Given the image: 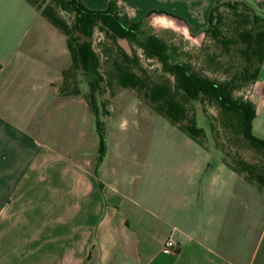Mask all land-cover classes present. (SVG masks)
Listing matches in <instances>:
<instances>
[{
    "label": "crops",
    "instance_id": "0c3cea01",
    "mask_svg": "<svg viewBox=\"0 0 264 264\" xmlns=\"http://www.w3.org/2000/svg\"><path fill=\"white\" fill-rule=\"evenodd\" d=\"M217 1L80 0L175 60L198 51ZM70 66L37 9L0 0V264H264V192L127 91L110 101L97 168L95 115L84 95L61 93ZM247 92L264 140V64Z\"/></svg>",
    "mask_w": 264,
    "mask_h": 264
},
{
    "label": "trees",
    "instance_id": "16d2710c",
    "mask_svg": "<svg viewBox=\"0 0 264 264\" xmlns=\"http://www.w3.org/2000/svg\"><path fill=\"white\" fill-rule=\"evenodd\" d=\"M26 1L66 38L71 66L63 75L61 93L84 95L95 115L100 144L97 168L106 153V122L111 115L110 101L117 95V90L133 92L202 146L201 137H205L206 131L199 125L196 105H211L218 110L221 128L233 136H241L249 148L264 159V140L252 132L256 107L246 97L239 96L257 82L264 64V12L252 2L218 0L210 13L205 36L220 48V53L207 55V62L210 69L222 72L224 78L220 80L209 77L189 63L175 60L164 41L153 35L145 37L139 25L130 23L114 11H90L80 0ZM225 8L230 15L223 12ZM62 13L69 14L71 22ZM83 27H86V38L76 35ZM96 30L116 47L104 48L107 57L118 50L107 75L101 71V58L93 46ZM119 41L130 44L133 51H126ZM137 49L146 61L161 65L162 80L154 79L143 67ZM221 56L230 57L232 62L224 63ZM82 84L88 88L87 94L82 92ZM211 127V131L218 132L217 127ZM223 160L248 183L264 192V164L250 163L238 155Z\"/></svg>",
    "mask_w": 264,
    "mask_h": 264
},
{
    "label": "rangeland",
    "instance_id": "374dc122",
    "mask_svg": "<svg viewBox=\"0 0 264 264\" xmlns=\"http://www.w3.org/2000/svg\"><path fill=\"white\" fill-rule=\"evenodd\" d=\"M223 12H225L227 15H230V13L227 11L226 8L223 9ZM62 16L67 21L71 22V17L69 14L62 13ZM85 30H86V27L78 29L76 31V35H81L83 38H86ZM92 40H93L94 49L101 58V62H102L101 71L104 75H107V73L110 70V63L113 58L117 57L118 50H115L113 52L112 54L113 57L112 56L107 57L105 54L104 48L111 49L112 47L113 48H116V47L112 46L110 42H107L106 37L98 30L95 31ZM179 43L182 46L185 45L183 42H179ZM119 44L129 53L133 51L132 47L127 42L119 41ZM137 52H138V55L140 56L141 64L143 65V67L149 71V73L154 77V79L162 80L164 78V74L161 71V65L155 61H151V62L146 61L142 56L141 50L137 49ZM212 53L219 54L220 48H218L212 41H210L206 36H204L203 40L200 42V46L197 52L191 53V54L178 53L176 55V58L178 61L189 63L197 70L204 71V73L207 74L209 77L221 80L224 78V75L222 74V72L221 71L215 72L212 69H210V66L208 65L207 55H211ZM233 59H235V57H233ZM220 60H222L226 64H230L232 62V60H230V57L228 56H221ZM81 90L84 94L88 93V88L86 87L85 84L81 85ZM126 91L129 92L130 94H133V92H130L128 90ZM247 91L248 90L242 91L239 94V96H242V97L248 96L249 92ZM122 92L124 91L117 90V94H120ZM106 97H109V96L107 95ZM134 97L138 101H141L135 95ZM110 108L111 107L109 106V109ZM204 109L206 110V112H204ZM196 114L198 117L199 125L203 127L206 131L205 137H201V141L204 146H207L210 150L216 151L217 153L221 154V157L223 159L225 158L227 159V157L229 159L230 158L233 159V158H236V156L238 155L240 158L250 163L259 164V165L264 164V159L260 157L258 154H256L254 151H252L249 148L247 142L244 141L241 136H233L231 133L221 128L219 121H218V118H220L219 113L215 107L211 105L203 106L201 104H197ZM211 125H214L215 127H217L218 129L217 133H214L213 131H211V128H212ZM108 129H109V123L107 121L106 122V132H108ZM256 136L259 137L260 135L256 134ZM227 161H230V160H227Z\"/></svg>",
    "mask_w": 264,
    "mask_h": 264
},
{
    "label": "built area",
    "instance_id": "2783aa9c",
    "mask_svg": "<svg viewBox=\"0 0 264 264\" xmlns=\"http://www.w3.org/2000/svg\"><path fill=\"white\" fill-rule=\"evenodd\" d=\"M176 248L177 244L171 239H169L164 245V251L166 253H174L176 251Z\"/></svg>",
    "mask_w": 264,
    "mask_h": 264
}]
</instances>
